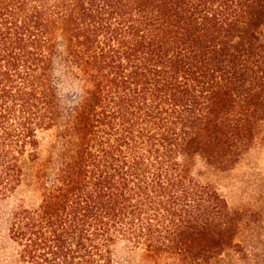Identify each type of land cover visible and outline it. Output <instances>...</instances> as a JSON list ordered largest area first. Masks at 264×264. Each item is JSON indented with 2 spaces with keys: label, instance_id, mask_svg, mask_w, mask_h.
Here are the masks:
<instances>
[{
  "label": "trees",
  "instance_id": "1",
  "mask_svg": "<svg viewBox=\"0 0 264 264\" xmlns=\"http://www.w3.org/2000/svg\"><path fill=\"white\" fill-rule=\"evenodd\" d=\"M263 122L264 0H0V201L40 198L9 264L242 255L198 166L232 170Z\"/></svg>",
  "mask_w": 264,
  "mask_h": 264
},
{
  "label": "rangeland",
  "instance_id": "2",
  "mask_svg": "<svg viewBox=\"0 0 264 264\" xmlns=\"http://www.w3.org/2000/svg\"><path fill=\"white\" fill-rule=\"evenodd\" d=\"M69 95L70 91L64 90ZM57 130L41 136L44 157L56 141ZM198 170L227 200L231 210L243 219L238 241L243 242L246 252L231 253L220 264H264V122L255 131L251 149L238 165L224 173L208 169L202 162ZM28 182L10 200L0 201V264H9L16 254V247L9 238V218L22 200L29 207L40 202ZM141 253L128 245H119L116 258L119 264H153L144 260Z\"/></svg>",
  "mask_w": 264,
  "mask_h": 264
}]
</instances>
